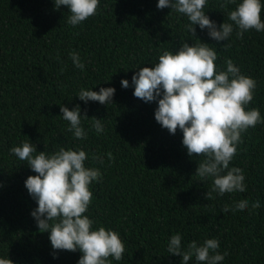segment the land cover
<instances>
[{
	"label": "trees",
	"instance_id": "1",
	"mask_svg": "<svg viewBox=\"0 0 264 264\" xmlns=\"http://www.w3.org/2000/svg\"><path fill=\"white\" fill-rule=\"evenodd\" d=\"M158 0H100L97 14L80 24L68 23V8L54 0H0V258L13 264H77L81 252L55 250L48 231L40 232L31 212L36 200L25 180L36 173L10 149L24 142L51 155L61 147L84 150L85 166L97 168L101 179L90 185L92 203L85 213L92 228L117 232L124 243L120 261L110 264H182L168 253L173 235L187 250L215 238L220 264H264V122L242 133L229 168L242 169L246 191L205 194L213 178L201 180L195 170L205 157H189L175 134L155 120L157 101L133 95L132 76L140 67H153L164 51L176 52L184 42L207 43L217 53V72L231 59L241 74L257 82L246 110L257 108L264 121V31L255 29L237 38L236 30L217 43L198 25L196 37L186 28V16L156 7ZM236 4L221 8L222 0H207L205 14L219 27ZM264 21V0H261ZM77 53L84 70L76 68ZM126 79L129 86H121ZM115 89L112 103H85L81 89ZM60 105H79L87 136L68 131ZM99 118L104 131L92 127ZM111 155V159L109 158ZM93 156L98 159H93ZM103 163H100V160ZM246 200L244 210L234 209ZM259 200L261 207L251 205ZM227 206L229 211L222 209ZM188 264H204L193 256Z\"/></svg>",
	"mask_w": 264,
	"mask_h": 264
},
{
	"label": "clouds",
	"instance_id": "2",
	"mask_svg": "<svg viewBox=\"0 0 264 264\" xmlns=\"http://www.w3.org/2000/svg\"><path fill=\"white\" fill-rule=\"evenodd\" d=\"M229 4H236V0H222L220 7L227 8ZM54 5L57 9L66 6L71 13L68 23L76 26L97 14L100 0H54ZM206 5L207 0H158L156 7L183 14L189 21L186 28L192 36L196 37L193 25H198L201 30L207 29L209 37L217 43L226 41L234 26L240 39L246 31H264L261 0H240L235 10L228 13L230 22H223L219 27L205 14ZM70 55L74 66L84 70L79 55L75 52ZM216 60V51L207 43L189 45L184 42L178 51H164L153 67H140L132 76L133 95L144 102L157 101L154 117L161 127L171 134L179 128L188 156L205 157L195 174L201 180L213 178V186L205 194L208 199L213 198V192L222 196L246 191L242 169L229 168V164L237 154L242 133L264 122L259 109L246 110L253 100L256 80L241 74L231 59L225 61L226 70L217 72ZM121 86L127 88L128 80L122 79ZM114 92L112 87H102L98 92L81 89L78 97L85 103L96 101L107 105L112 103ZM60 112L70 123L68 131L76 139H85L87 133L81 126V118L87 116L81 115L79 105L72 110L60 105ZM92 127L98 134L104 131L99 118L94 119ZM10 151L36 173L24 182L37 203L31 215L40 232L48 231L53 249L70 252L78 249L82 255L77 264H110L109 257L116 261L122 259L125 246L119 234L103 226L94 230L93 220L85 215L93 199L90 185L101 179V172L85 166L88 155L84 150L61 147L47 155L44 151L38 152L35 145L24 142ZM93 159L98 157L93 156ZM247 207L248 202L241 200L231 210ZM251 207L259 209L260 201H254ZM222 211L227 212L229 208L225 206ZM219 247V241L211 238L199 246L193 240L184 250L181 236L176 234L170 238L167 251L182 257V264H188L193 256L204 264H220L227 253L218 252ZM0 264H13V261L0 258Z\"/></svg>",
	"mask_w": 264,
	"mask_h": 264
}]
</instances>
